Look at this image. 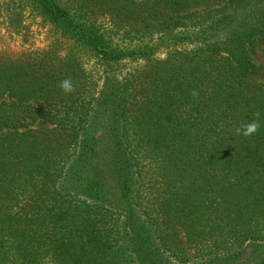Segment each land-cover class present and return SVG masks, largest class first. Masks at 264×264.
Wrapping results in <instances>:
<instances>
[{"label":"trees","instance_id":"16d2710c","mask_svg":"<svg viewBox=\"0 0 264 264\" xmlns=\"http://www.w3.org/2000/svg\"><path fill=\"white\" fill-rule=\"evenodd\" d=\"M230 8L244 10L238 22L192 48L176 41L164 58L119 40L196 18L223 25ZM26 14L52 42L0 52V264L120 262L109 256L133 214L103 188L111 174L128 193L136 148L157 218L142 231L145 264H264V87L249 81V50L264 60V0H0L9 34ZM85 57L103 72L99 91ZM126 61L136 65L121 83ZM105 105L114 148L94 139Z\"/></svg>","mask_w":264,"mask_h":264},{"label":"rangeland","instance_id":"374dc122","mask_svg":"<svg viewBox=\"0 0 264 264\" xmlns=\"http://www.w3.org/2000/svg\"><path fill=\"white\" fill-rule=\"evenodd\" d=\"M243 12V9L235 11L230 8V13L226 14L228 16L223 22V25L219 24L217 26H210V23L208 21H205L203 19L199 20L198 18H196V20H194L192 23L195 27L189 26V20H187L185 21L187 27H183L180 29L175 28L173 30L167 27H163L162 30L168 34L156 33L158 28H146L144 32L148 37H142L140 41H138V38H136L131 39V42L129 43L127 38L123 36H119V40H122L123 46L132 45V47L135 48V46L146 45V48L152 50V52H154L156 56L164 58L166 52L171 49L174 42L177 41L179 48H192L195 45H198L199 42H202V40L209 38L210 35L216 30H222L238 22ZM159 23L160 21H157L156 25H159ZM23 25L25 28L22 30V34L20 36H15L9 34L6 31L5 25L2 22L0 23V52H5L6 54L17 56L24 52L40 51L51 44L52 33L50 32V28L48 26H45L40 18H34L31 15L26 14V16L23 18ZM173 38H175V41H173ZM159 40H162V42H160ZM142 41H144L143 45H141ZM179 44L181 45L179 46ZM249 56L255 70L254 72L249 73V81L253 84L262 85L264 87V60L261 55L260 49H250ZM82 62L83 67L87 70L88 73L91 74L92 81L96 84V88L99 91L102 88V82L104 81L102 70L100 72H97L95 70L97 69V66L96 63L91 60V58L89 59L85 57L83 58ZM135 65L136 62L133 63L126 61L125 64L116 67V70L114 72H116V75L118 76V81L121 83H126V80H124V78L132 74V69ZM107 104H109L108 101ZM97 120L98 126L96 128L94 139L98 140L99 136L102 135L106 138L109 146L114 148L117 144L114 139H117L119 128L117 125H115V116L112 112H110L108 105H105L99 112V117ZM133 153L135 156H137L138 165L133 169L134 173H132L130 176L131 184L128 193L127 188L123 189L122 181L118 182V180H116V178L118 177L111 174L108 175L112 176L109 179V187L103 188V192L106 194V198L110 201L117 212H125L123 214H128V216L133 214V218L129 219L123 226L125 229L124 231L123 227L120 228V225L118 227L117 231L119 236L123 237V235H125V237L124 240L122 239L120 247L114 248V252H117L118 254L116 255L112 253L109 256L111 259L116 257V259H114V262L120 260V262L116 264H145L148 250L146 244H144L146 248L142 247V231L145 227L149 228L152 231L153 228L150 225L152 224V222L154 223V221L156 222L157 220V218L154 219V214H151V212L146 209L145 200L147 195L148 181L143 171V168L145 166L141 158L142 151L139 148H136ZM138 170H141L140 174H137ZM91 174L95 176L97 175V172H92ZM119 178L125 179L121 177ZM71 184L72 183L69 181L64 182L65 187ZM147 215L151 216V219H149L150 221L147 220ZM155 243L157 244L158 242L155 241ZM252 252L253 250L249 249L247 253L241 256V258L239 256V260H247L248 257L251 256ZM190 254L191 256H193L192 252H190ZM118 256L121 258L117 259ZM163 256L165 257L167 256V254L165 253L163 254ZM123 260L125 262H123ZM196 263L200 264L199 262Z\"/></svg>","mask_w":264,"mask_h":264}]
</instances>
